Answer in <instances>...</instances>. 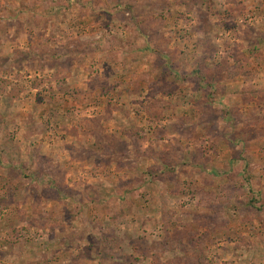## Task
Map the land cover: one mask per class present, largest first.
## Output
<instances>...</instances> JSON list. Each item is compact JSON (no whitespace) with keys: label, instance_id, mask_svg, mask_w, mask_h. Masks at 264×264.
I'll use <instances>...</instances> for the list:
<instances>
[{"label":"rangeland","instance_id":"374dc122","mask_svg":"<svg viewBox=\"0 0 264 264\" xmlns=\"http://www.w3.org/2000/svg\"><path fill=\"white\" fill-rule=\"evenodd\" d=\"M0 264H264V0H0Z\"/></svg>","mask_w":264,"mask_h":264}]
</instances>
